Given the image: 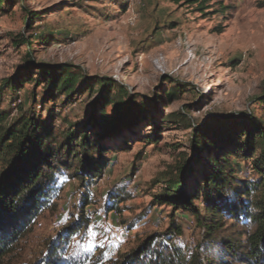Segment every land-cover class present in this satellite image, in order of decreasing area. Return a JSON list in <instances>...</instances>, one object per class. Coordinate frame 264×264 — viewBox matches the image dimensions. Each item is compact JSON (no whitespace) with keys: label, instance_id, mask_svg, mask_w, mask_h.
Here are the masks:
<instances>
[{"label":"rangeland","instance_id":"obj_1","mask_svg":"<svg viewBox=\"0 0 264 264\" xmlns=\"http://www.w3.org/2000/svg\"><path fill=\"white\" fill-rule=\"evenodd\" d=\"M1 1L0 103L12 118L25 103L57 133L79 128L99 105L98 80L125 89L148 117L108 138L120 150L107 154L108 167L97 179L84 182L66 170L57 175L47 206L2 264H114L151 235L197 264H243L223 249L225 241L246 242L250 227L243 219L225 216L223 229L209 237L190 213L155 197L164 186L160 179L197 154L194 131L167 121L168 114L184 111L210 134L218 122L234 133L244 131L248 118L264 124V0H212L204 11L170 0ZM26 58L38 65L34 79L39 66L66 65L92 79L94 90L85 92L80 82L71 98L45 104V87L35 81L17 92L2 90ZM228 155L240 181L257 180L251 159ZM198 157L181 198L203 180L209 156ZM194 205L204 213L201 197ZM172 221L180 235H167Z\"/></svg>","mask_w":264,"mask_h":264},{"label":"trees","instance_id":"obj_2","mask_svg":"<svg viewBox=\"0 0 264 264\" xmlns=\"http://www.w3.org/2000/svg\"><path fill=\"white\" fill-rule=\"evenodd\" d=\"M170 1L177 5L197 4L204 11L209 9L212 0ZM1 5L0 0V8ZM31 52L29 49L28 55ZM27 59V66L5 80L2 90L17 92L25 84L35 81V84L45 87L41 104L62 96L71 98L80 82L85 92H92L97 84L101 93L91 119L79 128L72 126L61 133H57L50 122L47 123L33 110H25V103H21L20 113L15 118L11 117L9 110L2 109L0 103V264L29 231L34 217L47 206L59 173L63 170L73 172L84 182H88L86 177L97 179L108 167L107 154L120 150L108 145V138L122 136L125 130L148 118L143 106H135L128 99L125 89L115 86L110 80H98L93 84L92 79L66 65L56 69L39 66V75L34 79L33 69L38 65ZM177 92L165 93V97L170 99ZM33 96L36 105V94ZM108 106L112 108V113L107 111ZM165 119L192 129L194 136L191 143L198 147L196 156L189 163L187 161V165L182 163L173 176L165 175L160 179L164 186L156 195V202L173 204L175 208L190 213L209 237L223 229L220 223L225 216L233 220L243 219L250 227L246 242L225 241L223 249L243 264H264V124L248 118L245 119L244 131L234 133L235 127L217 121L218 129L210 134L206 127L196 128L184 111L170 113ZM125 144L126 141L120 146ZM202 152L209 157L205 160L207 167L203 170L204 177L198 191L189 193L188 199L181 198L187 192V182L193 180L197 172L196 164ZM228 154L246 161L251 159V168L258 176L257 180L240 181ZM200 197L204 213L194 205ZM115 209L112 206L109 210ZM171 225L167 235H180L181 228L173 221ZM196 262L194 257L186 259L178 247L163 244L159 236L151 235L114 264Z\"/></svg>","mask_w":264,"mask_h":264}]
</instances>
